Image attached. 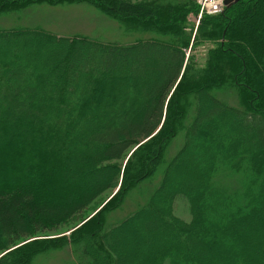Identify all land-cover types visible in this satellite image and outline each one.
Returning <instances> with one entry per match:
<instances>
[{
	"label": "trees",
	"instance_id": "obj_1",
	"mask_svg": "<svg viewBox=\"0 0 264 264\" xmlns=\"http://www.w3.org/2000/svg\"><path fill=\"white\" fill-rule=\"evenodd\" d=\"M66 2L146 36L0 26V264L71 246L61 264H264V0L196 28L198 0H0V16Z\"/></svg>",
	"mask_w": 264,
	"mask_h": 264
},
{
	"label": "rangeland",
	"instance_id": "obj_2",
	"mask_svg": "<svg viewBox=\"0 0 264 264\" xmlns=\"http://www.w3.org/2000/svg\"><path fill=\"white\" fill-rule=\"evenodd\" d=\"M131 1L139 2L143 0ZM197 18L198 15L190 16V22L192 23L194 28H196L198 24ZM29 21L36 24L42 23L45 27L64 35L81 32L90 36L103 38L104 40H115L121 42H129L137 37L146 36V34H131L126 32L125 30L121 29L119 22L116 19L107 16L101 10L94 8V6L85 2H66L57 4L56 6H36L28 9L25 14L23 13L22 18H17L16 16H12L11 14L0 16L1 27H7L18 23H27ZM201 47L197 48L198 56H201L204 48H206L205 46ZM180 142L181 141L177 139L172 143V145L168 149V157L176 152V150L180 146ZM116 189L117 188L110 192L107 198L105 197L106 199L103 198L100 202L92 204L89 209H87V211L82 215V217H73L72 219L68 220V222L66 224H63L56 233L59 235H69L71 231L76 229L83 221H85L90 215H92L116 191ZM136 197L138 196L135 194V192H132L131 195L127 197L128 200L124 204V206L117 212H115L112 217L122 218L130 211L134 210V208L136 207ZM175 212L180 217L190 219L188 204L185 201H177L175 205ZM51 236L56 235L54 234ZM72 250L74 249L71 246L64 249L53 250L46 254H41L40 256L36 257L33 264H61L64 260H74L75 255ZM5 252L6 251H1L0 257Z\"/></svg>",
	"mask_w": 264,
	"mask_h": 264
},
{
	"label": "built area",
	"instance_id": "obj_3",
	"mask_svg": "<svg viewBox=\"0 0 264 264\" xmlns=\"http://www.w3.org/2000/svg\"><path fill=\"white\" fill-rule=\"evenodd\" d=\"M201 6V12L206 10L208 13L219 12L223 8L224 0H198Z\"/></svg>",
	"mask_w": 264,
	"mask_h": 264
},
{
	"label": "water",
	"instance_id": "obj_4",
	"mask_svg": "<svg viewBox=\"0 0 264 264\" xmlns=\"http://www.w3.org/2000/svg\"><path fill=\"white\" fill-rule=\"evenodd\" d=\"M235 1H237V0H224V5L225 6H229V5H231L233 2H235ZM160 128V127H159ZM158 128V129H159ZM158 129L153 133V134H155L157 131H158ZM136 149V147L135 148H133V150L129 153V155H128V157L132 154V152L134 151ZM128 157L126 158V160H125V163H126V161H127V159H128ZM125 163H124V165H125ZM118 188H119V186L117 187V189H116V191L118 190ZM116 191L92 214V215H90L86 220H88L89 218H91L94 214H96L99 210H101L103 207H104V205L113 197V195L116 193ZM85 220V221H86ZM85 221H83L80 225H82ZM79 225V226H80Z\"/></svg>",
	"mask_w": 264,
	"mask_h": 264
}]
</instances>
